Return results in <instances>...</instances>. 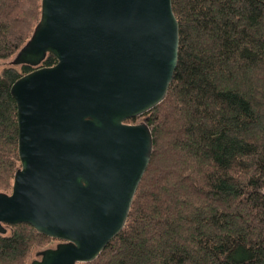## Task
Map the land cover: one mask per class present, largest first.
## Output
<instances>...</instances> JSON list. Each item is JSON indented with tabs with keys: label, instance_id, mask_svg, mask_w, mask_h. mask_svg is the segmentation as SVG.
Listing matches in <instances>:
<instances>
[{
	"label": "trees",
	"instance_id": "16d2710c",
	"mask_svg": "<svg viewBox=\"0 0 264 264\" xmlns=\"http://www.w3.org/2000/svg\"><path fill=\"white\" fill-rule=\"evenodd\" d=\"M41 0H0V59L30 37ZM178 58L165 98L147 112L149 164L122 230L81 264H264V0H171ZM56 63L52 55L44 66ZM0 74V191L19 167L9 88ZM131 120V119H130ZM0 234V264H26L52 238L29 224Z\"/></svg>",
	"mask_w": 264,
	"mask_h": 264
},
{
	"label": "water",
	"instance_id": "95a60500",
	"mask_svg": "<svg viewBox=\"0 0 264 264\" xmlns=\"http://www.w3.org/2000/svg\"><path fill=\"white\" fill-rule=\"evenodd\" d=\"M12 65L18 158L0 191V234L29 224L58 241L30 264L95 260L124 227L149 164L148 123H127L166 96L178 58L171 0H41ZM52 55L56 63L44 66Z\"/></svg>",
	"mask_w": 264,
	"mask_h": 264
},
{
	"label": "rangeland",
	"instance_id": "374dc122",
	"mask_svg": "<svg viewBox=\"0 0 264 264\" xmlns=\"http://www.w3.org/2000/svg\"><path fill=\"white\" fill-rule=\"evenodd\" d=\"M15 54V53H14ZM14 54L9 57V58H2L0 59V74L2 73V71L5 69V68H8L10 66H13L16 70H18L19 72H21V66L20 65H12L11 62L14 58ZM148 117L147 115V112L141 116H138L134 119H131V120H127L126 122L127 123H140V122H143L146 120V118ZM11 226H7L6 229V233L5 235H9L11 233ZM58 243L57 240L55 239H51V240H48L47 243H44L42 245H33L31 247V249L29 250L26 258H25V262L26 264H30V262L34 259H39V256H38V252L41 251V250H44L46 248H54L55 245ZM78 264H81V263H78Z\"/></svg>",
	"mask_w": 264,
	"mask_h": 264
}]
</instances>
